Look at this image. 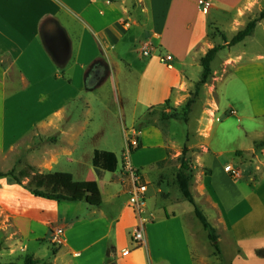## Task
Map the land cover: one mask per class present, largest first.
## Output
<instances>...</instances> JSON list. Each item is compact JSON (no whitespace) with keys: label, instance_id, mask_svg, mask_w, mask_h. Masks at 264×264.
<instances>
[{"label":"crops","instance_id":"0c3cea01","mask_svg":"<svg viewBox=\"0 0 264 264\" xmlns=\"http://www.w3.org/2000/svg\"><path fill=\"white\" fill-rule=\"evenodd\" d=\"M202 1L0 0V162L51 172L65 194H73L81 183L90 207L66 217L59 200L31 193L24 179L20 184L10 175L0 176V219L8 218L10 224L4 220L8 229L1 230L0 256H19L23 250L34 264H221L222 256L228 264H264V145H256L264 139V53L254 50L264 45V17L248 35L250 41L236 51L228 49L220 71L212 69L210 121L204 116L194 134L187 132L180 140H166L156 119L136 130L139 146L127 161L138 170L139 182L147 184L141 243L131 239L137 217L129 200L133 181L125 173L124 154L102 181H87L89 169L80 181L73 172L88 153L80 146L85 125L79 123L86 118L82 107L89 103L88 93L99 97L104 86L113 87L121 107L141 105L148 112L184 105L195 81L193 68L220 41L212 24L231 37L264 5V0H212L205 8ZM169 39L179 42L180 50L174 53ZM166 54L171 59L163 61ZM229 70L241 81L239 96L227 101L230 112L221 121L245 117L259 130L245 144L231 142L239 161L223 155L221 140L214 146L210 140L222 102L218 82ZM16 82L20 86L7 94ZM134 117L133 111L132 123ZM55 128L54 141L39 139ZM130 131L135 127L125 133ZM185 141L193 160L190 189L216 227L221 254L181 192L176 172L166 176V167L160 166L168 148L182 150ZM95 148L88 155L91 164ZM231 160L239 164L238 174L228 169ZM90 185L97 187L96 203L89 199ZM55 224L62 229L57 240L51 228ZM46 241L57 244L49 261L41 252L34 254Z\"/></svg>","mask_w":264,"mask_h":264},{"label":"rangeland","instance_id":"374dc122","mask_svg":"<svg viewBox=\"0 0 264 264\" xmlns=\"http://www.w3.org/2000/svg\"><path fill=\"white\" fill-rule=\"evenodd\" d=\"M262 8H264V5L262 6ZM257 12H259V10H254L252 14L248 15L249 18L254 16ZM218 38H220V41L218 39L216 40L218 43L224 42L220 36H218ZM249 41H250V38L249 36H247L242 41H239L233 45H230V47L228 48L226 47L224 49L218 50L217 54L215 55L214 59L211 62L212 69H216L217 71H220L221 69L220 62L223 59L226 52L228 51V49H232L236 51L240 49L244 43H248ZM263 42H264V39H263ZM168 44L171 45L174 53L180 50L179 42L172 41L169 39ZM254 50H261V52L264 53V45H257L254 47ZM262 62H264V60ZM243 63L246 64L247 62L242 61V64ZM201 69L202 67L199 61L196 67L193 68L194 73L192 74V77L195 78V81L193 82L191 86L190 93L195 88V82L200 76ZM12 74L15 75L14 70ZM208 80H209L208 83H205L201 86L199 96L196 98V101L192 104L191 110L189 111L186 120L184 118L177 119L174 117V115H178L181 117L184 116V110H183L184 105H180L179 107L173 110H170V111L168 110L167 112L164 111L162 107H158L156 108V110L154 109V111L148 112L147 111L148 107H144L141 105L134 106L133 104H126L124 105V107H121L120 106L121 103L119 102V100H117L113 87L110 89L104 86L103 90L101 91L102 95H100L99 97H95L94 95H91L88 93L87 97L89 99L88 100L89 103L88 105H83L82 107L83 116L85 115L86 118L84 119L82 117L81 121L79 122L82 124V126L85 125L84 127H82L84 129L83 130L84 136L80 142V146L84 147L85 150L87 149L88 153H87V156L86 154L81 155L82 156L81 164L75 163L74 165L73 172L76 173V179L79 180L81 175L85 173L86 170L93 169L90 159H88V155L90 154L91 147L114 149L117 151L116 153L121 162H122V155L124 154L123 161L125 165L127 163L129 153L132 151L134 147L139 146V141H138L139 134L136 130L139 127L150 125L153 122H149V121H154V119H156V122L158 123L157 125L161 128L163 134L166 135V140L168 138H172L173 136H175L176 139L187 138L188 136L186 135L187 132L190 133L189 135L191 137V135L194 134L197 123L198 125H202L204 116H209V118L207 119V122L208 120L210 121V115H212V112L214 111V107H213L214 105L210 103V99L212 100V97H210V87L208 86L210 85L211 75ZM240 82L241 81L238 79V77H235L234 74H232L230 70L227 72L226 76H224L222 80L218 82V92L220 93L219 96L222 102H221L220 109L216 111V122L214 123L215 126H214V129L210 137L212 146L215 145L216 140H221L219 143V146L224 151H226L223 153V155L228 159H234L237 161H239V156L236 152L233 151L235 145L231 142L234 141L236 142L237 145L239 143L245 144L246 142H248V139L249 140L251 139V135H252L251 132L253 130L254 132L259 131V130H255L253 128L252 122L249 123L248 119H245V117H243V119L239 121V119H237L235 115H232L226 118L223 122L221 121L223 118L227 117L230 112L229 105H227V101L231 99L232 100L234 99L235 101H237L238 99V96H239L238 89H240ZM18 83L16 82L14 84V87L7 91V94L11 90H13L15 87L20 86ZM86 108H87V111L86 113H84V109ZM133 111L136 112V115L138 118L134 117L135 121H133L132 123V112ZM22 112H25V110H23ZM164 113H167L170 116H164L165 115ZM140 114L143 115L141 117L142 119L139 118ZM158 117L161 118L159 121H158ZM131 126L135 127V131L134 132L130 131V134L128 132L125 133V130L130 128ZM206 126H207V123H205L204 127ZM57 130L58 128H55L53 130L54 133H49L48 136L44 135V137L42 138L41 136H39V139H41L42 141H54L51 139V137H56ZM219 131H220V134H219ZM225 132L229 134L224 135ZM241 136H244V138L241 139ZM149 139L153 140L150 134H149ZM191 140L195 141L193 137L191 138ZM182 145H183V148L184 146L187 147V152L185 154V157L188 163L193 166V160L191 156H189V153H188L187 142L185 141ZM170 147L171 148H168L167 150L168 157L166 158L165 161L160 163V166L166 167L164 170V173L166 176L167 175L171 176L172 174H175V172L177 171V165H179L181 161V153H182L181 151H183V149L182 150L177 149V145L175 147L174 146H170ZM82 153H83V149H82ZM234 160H231V161H234ZM6 164H7L6 162H0V169L3 171L14 169L15 174H18L20 170L17 168L18 165L14 167H5L7 166ZM28 166L29 164L26 163V164H23L21 168H27ZM31 172L33 171L31 170ZM126 174H129V172L127 171ZM148 176H150L149 173H148ZM20 179L21 181L22 179H24L23 181L26 182L25 185L28 184L29 178L28 180L26 177H22ZM79 185L80 186H78V188H80L81 190H79V196L77 197L76 200H72V201L61 200L60 201L61 215H64L66 217H75L77 214H81L90 208L89 203L87 202V199H86V194H85V188L87 187L85 186L83 188V186H81V183ZM0 218H3V216H1ZM4 220H6L7 224L9 222L8 218L0 219V237H1V234H3L1 230L8 229L7 225L4 224ZM7 235H8V231H5V235H3V237ZM46 242L49 243L48 241ZM33 243H38V242L35 241ZM3 244H4V239L2 238L0 239V249L2 248ZM53 244L57 247L56 242H53ZM53 244L52 243L42 244V245L40 244V246H42L40 248L41 251H38L37 253L36 251H34V254L40 255V252H41L40 257L43 258L44 260L49 261L50 258L52 257L51 249H52ZM26 253H29V252L20 250L19 256L17 255L16 256L6 255L7 257L0 256V261H2V263L15 262L17 264H22L19 262L20 261L25 262V260L28 258V257L27 258L24 257V255H27ZM20 257H21V260H20Z\"/></svg>","mask_w":264,"mask_h":264},{"label":"trees","instance_id":"16d2710c","mask_svg":"<svg viewBox=\"0 0 264 264\" xmlns=\"http://www.w3.org/2000/svg\"><path fill=\"white\" fill-rule=\"evenodd\" d=\"M263 17H264V8L259 10V12H257L254 16L250 17L245 23V25L241 27L231 37H228L221 28L212 24V27L216 29V32L219 33L220 37L224 42L216 43L213 46L209 47L207 51L200 57V65L202 67L201 73L199 78L195 82L194 90L190 93L189 98L184 104V108H183L184 116L181 117L178 115H174L175 118H184L185 120L187 119V115L191 110L192 104L196 101V98L199 96L201 86L204 83H206L210 75H212L213 70H212L211 62L214 59L218 50H220L221 48L227 45L230 46L239 41H242L245 37H247L253 32L257 21H259ZM164 114H165L164 116H170L167 113ZM51 139L55 140L54 137H51ZM256 145L263 146L264 139L257 141ZM186 152H187V147L184 146L183 151L181 153L180 166L176 171V181L184 197L193 205L194 211L201 220V222L203 223L204 228L206 229L208 233V237L211 240L212 244L221 254L222 250L220 247L219 235L216 230V227L208 220L203 210L201 209L200 205L195 200L194 195L190 189V181L192 178L193 168L192 165L188 163L185 157ZM165 160L160 161V163ZM118 162L119 159L115 151L96 147L94 149L93 158H92L93 169L88 171L86 175V180L92 181L97 178L98 180L102 181L106 172H113L117 169ZM31 170L33 172H31ZM5 175H10L14 177L15 180L20 184L22 183L20 178L29 177L28 184L26 185L24 184V185L30 190L31 193L39 196L54 198L59 201L76 200L77 197L79 196V190H81L80 188H76L74 193L71 195L63 193L60 190L58 184L56 183L53 173L51 172L43 173L38 171L35 172V169L32 165H29L27 168H21L18 174H15L14 169H9L7 171L0 170V176H5ZM89 189L92 191L91 195L89 196V199L91 202L96 203L97 187L95 185H90ZM34 263L35 261L32 258H27L25 262H22V264H34ZM0 264H17V263L0 262ZM221 264H228V262L223 258V256H222Z\"/></svg>","mask_w":264,"mask_h":264},{"label":"built area","instance_id":"2783aa9c","mask_svg":"<svg viewBox=\"0 0 264 264\" xmlns=\"http://www.w3.org/2000/svg\"><path fill=\"white\" fill-rule=\"evenodd\" d=\"M205 8H210L213 5L212 0H203ZM161 59L163 61L171 59V55H163L161 56ZM228 169L232 171L235 174H238L240 172V167L239 164L235 161H231L228 164ZM125 173L128 171L129 175L133 181V188L130 191L129 194V200L131 205L133 206L135 212H136V217H137V223L132 230L131 233V239L132 241L136 243H141L143 238H144V227L145 223L147 221L146 215V183L139 182L140 180V174L138 173V170L127 161L125 164ZM52 230L56 231L57 234L55 235V240H57L58 235L62 233V229L58 225H53L51 226Z\"/></svg>","mask_w":264,"mask_h":264}]
</instances>
